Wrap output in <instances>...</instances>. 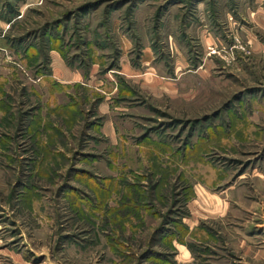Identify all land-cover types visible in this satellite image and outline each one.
<instances>
[{
    "label": "rangeland",
    "instance_id": "1",
    "mask_svg": "<svg viewBox=\"0 0 264 264\" xmlns=\"http://www.w3.org/2000/svg\"><path fill=\"white\" fill-rule=\"evenodd\" d=\"M0 264H264V0H0Z\"/></svg>",
    "mask_w": 264,
    "mask_h": 264
}]
</instances>
